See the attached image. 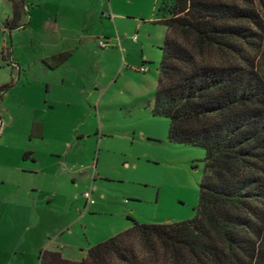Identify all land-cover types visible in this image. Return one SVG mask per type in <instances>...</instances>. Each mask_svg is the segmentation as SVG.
Here are the masks:
<instances>
[{
	"label": "rangeland",
	"instance_id": "rangeland-1",
	"mask_svg": "<svg viewBox=\"0 0 264 264\" xmlns=\"http://www.w3.org/2000/svg\"><path fill=\"white\" fill-rule=\"evenodd\" d=\"M12 1L14 16L0 0V264H37L38 253L55 246L77 260L131 219L192 218L204 149L170 142L169 119L151 113L161 0H111L109 17L125 14L116 28L90 5L74 12L69 0H56L60 9L51 0ZM44 21L81 36L52 70L40 62L41 44L63 31L43 32ZM110 30L116 46H99ZM33 120L43 124L41 138L32 135Z\"/></svg>",
	"mask_w": 264,
	"mask_h": 264
},
{
	"label": "trees",
	"instance_id": "trees-1",
	"mask_svg": "<svg viewBox=\"0 0 264 264\" xmlns=\"http://www.w3.org/2000/svg\"><path fill=\"white\" fill-rule=\"evenodd\" d=\"M154 14L164 35L151 113L169 119L170 142L204 149L194 216L131 219L80 259L44 249L37 264H264V0H161Z\"/></svg>",
	"mask_w": 264,
	"mask_h": 264
},
{
	"label": "crops",
	"instance_id": "crops-1",
	"mask_svg": "<svg viewBox=\"0 0 264 264\" xmlns=\"http://www.w3.org/2000/svg\"><path fill=\"white\" fill-rule=\"evenodd\" d=\"M42 1H45V0H42ZM7 2H9L10 6H11V11H12L11 1L7 0ZM50 2H51V3H49L50 6L56 5L54 9H58V8L60 9V4H58V3L56 4V0H51ZM69 2H70V4L69 3L67 4L68 7L73 9L74 12H76V10L78 11V10L84 8L85 5L86 6L90 5L89 10H91L92 12H97V11H98V13L100 12L99 22H101L103 25H105V24H107L109 26L113 25L114 28H116L118 26L119 20H121L123 18V15H125V14L118 13V14H113L112 18L109 17L108 12L114 10V6H113L111 0H94V2H92L91 4H90V0H85V1L84 0H69ZM22 6L24 8H26V6L24 4H22ZM54 16H55L54 21H56L57 16H58V11L54 10ZM155 20H156V18H155ZM24 23L25 24H22V27H24L27 24V20L24 21ZM42 26H43L42 31L43 32H49L50 35H52L54 32L56 33V31L60 32V30L63 31V34H58V35H54V36L52 35L51 36L52 38L49 41L43 42L41 44L43 51L39 56L40 62H41V59L43 57L48 56L50 54H54L56 52L63 51V50H71V54L63 62V63H66L69 60V58L71 57V55L73 54V48L72 47L76 44L77 41L79 42L81 40V38H80L81 36L78 37V35H77V36L68 37L67 35H64V30L61 27L58 29H55V24L50 23L48 21H46V22L44 21ZM109 33L110 34H104L103 41H105L107 44L116 46V39L115 38L113 39L114 40L113 42L107 41L108 39L112 40L111 30ZM119 41L125 42V44H126V42H128V41H123V39L120 36H119ZM142 62L143 61H141V64H142ZM63 63H61L59 66H61ZM42 65H44V64L42 63ZM59 66H57L53 69L59 68ZM45 68L50 69L46 66H45ZM50 70H52V69H50ZM3 85H6V84L3 83L2 86ZM33 122L39 123L41 125V128H39L38 130L37 129L35 130L36 133H39V135L35 136V137L41 138L42 134H43V124L38 120H33L32 123ZM23 154H25V156H23ZM21 158H23V159L29 158V159H31V161H34V158L29 155V152H23L21 155ZM55 247H56L55 249H57V246H55ZM42 250H44V249H42ZM58 250H60V249H58ZM60 252H61V250H60ZM61 255H62V253H61ZM66 259H68V258H66Z\"/></svg>",
	"mask_w": 264,
	"mask_h": 264
},
{
	"label": "built area",
	"instance_id": "built-area-1",
	"mask_svg": "<svg viewBox=\"0 0 264 264\" xmlns=\"http://www.w3.org/2000/svg\"><path fill=\"white\" fill-rule=\"evenodd\" d=\"M98 45L101 46V47H105L106 46V42L105 41H102V40H98ZM139 72H145L147 70V67L141 65L139 66L138 68H136ZM83 197H84V200H85V204H92L93 203V199L90 195V192L89 191H84L82 193Z\"/></svg>",
	"mask_w": 264,
	"mask_h": 264
},
{
	"label": "water",
	"instance_id": "water-1",
	"mask_svg": "<svg viewBox=\"0 0 264 264\" xmlns=\"http://www.w3.org/2000/svg\"><path fill=\"white\" fill-rule=\"evenodd\" d=\"M19 26H22V25H19Z\"/></svg>",
	"mask_w": 264,
	"mask_h": 264
}]
</instances>
